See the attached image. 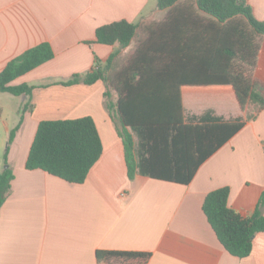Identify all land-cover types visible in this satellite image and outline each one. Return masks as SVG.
<instances>
[{
  "label": "crops",
  "instance_id": "1",
  "mask_svg": "<svg viewBox=\"0 0 264 264\" xmlns=\"http://www.w3.org/2000/svg\"><path fill=\"white\" fill-rule=\"evenodd\" d=\"M246 1L264 21V0ZM166 15L158 0H0V73L42 43L54 51V59L12 83L34 88L31 111L24 112L27 96L0 92V173L8 166L14 173L0 211V264H97L100 251L149 253L148 264H264V232L255 236L250 256H232L203 211L209 193L228 188L232 210L244 217L255 213L264 191V110L203 163L190 184L140 174L130 180L118 122L107 109L106 84L64 85L96 66L105 69L114 54L111 69L118 70L136 51L138 39L133 49L132 43L126 49L98 43V28L161 22ZM256 77L264 93V43ZM111 100H118L115 91ZM203 100L184 97L187 124L206 115L223 122L244 119L242 111L236 117L213 109L191 112ZM83 117L93 118L103 145L85 183L26 168L41 122Z\"/></svg>",
  "mask_w": 264,
  "mask_h": 264
},
{
  "label": "trees",
  "instance_id": "2",
  "mask_svg": "<svg viewBox=\"0 0 264 264\" xmlns=\"http://www.w3.org/2000/svg\"><path fill=\"white\" fill-rule=\"evenodd\" d=\"M167 10L164 21L143 25L120 21L97 29L100 44L138 47L127 63L112 70L117 54L105 69L96 66L84 77L74 76L64 85L83 82L106 84L107 109L118 122L128 177L188 185L198 169L248 121L264 110V93L256 70L264 43V21H259L246 0H158ZM54 59L49 43H42L11 61L0 73V92L27 96L24 112L31 111L33 87L12 83ZM111 91L118 96L111 100ZM200 99L234 97L244 114L233 122L210 115L187 124L184 97ZM256 109L254 113H248ZM115 113V114H114ZM23 122L12 130L15 140ZM103 153L102 140L91 117L39 124L26 168L43 170L68 183L83 184ZM14 173H0V211L11 190ZM230 191L209 193L203 211L218 240L232 256L246 258L256 235L264 232V191L252 216L244 217L228 206ZM149 253L97 252V264H148Z\"/></svg>",
  "mask_w": 264,
  "mask_h": 264
},
{
  "label": "rangeland",
  "instance_id": "3",
  "mask_svg": "<svg viewBox=\"0 0 264 264\" xmlns=\"http://www.w3.org/2000/svg\"><path fill=\"white\" fill-rule=\"evenodd\" d=\"M136 46V40L132 43V49ZM15 100L19 101L18 98ZM186 109L189 110L188 105L186 104ZM215 110L218 114L226 116V117H236L240 114L241 109L237 104V101L234 97H212L206 98L202 101V103H196L194 107L189 110L196 114H202L207 111ZM256 109H251L248 113H254Z\"/></svg>",
  "mask_w": 264,
  "mask_h": 264
},
{
  "label": "water",
  "instance_id": "4",
  "mask_svg": "<svg viewBox=\"0 0 264 264\" xmlns=\"http://www.w3.org/2000/svg\"><path fill=\"white\" fill-rule=\"evenodd\" d=\"M7 168V167H6Z\"/></svg>",
  "mask_w": 264,
  "mask_h": 264
}]
</instances>
